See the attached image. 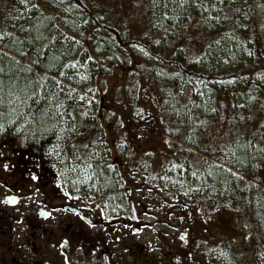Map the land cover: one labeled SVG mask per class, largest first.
I'll list each match as a JSON object with an SVG mask.
<instances>
[{"label":"rangeland","instance_id":"1","mask_svg":"<svg viewBox=\"0 0 264 264\" xmlns=\"http://www.w3.org/2000/svg\"><path fill=\"white\" fill-rule=\"evenodd\" d=\"M9 1L0 0V24L12 32L11 19L25 7ZM34 2L52 10L45 13L53 15L57 31L74 36L76 10H64L71 2L30 0L29 8ZM205 7L210 16L179 22L176 36L193 39L185 43L186 54L195 53L202 68L214 75L232 74L227 81L205 84V79L173 69L174 64L167 68L157 58L169 56L160 51L156 55L152 47H165L173 37L156 27L160 38L151 32V21H157L152 0H97L92 11L108 25L127 30L129 38L148 26L150 49L135 44L123 49L109 33L91 31L93 23L76 24L82 35L72 44L78 51L85 47L86 58L80 62L87 70H75L84 87L62 79L65 88L76 90L75 103L58 89L49 105L60 125L42 133L23 103L7 104L19 112L12 123L6 112L0 113V145L27 151L39 140L42 161L68 185L60 193L87 203L101 220L99 227L79 231L78 236L89 238V253L75 254L67 239L59 245L61 264H98V244L105 251L101 264H264V208L255 205L264 194V151L258 150L264 149V96L247 90L261 87L241 86L234 76L264 79V0H211ZM57 31L53 35L59 39ZM88 56L93 59L86 61ZM200 85L209 90L196 99L193 90ZM58 102L74 122L68 114H57ZM240 153L249 159L247 176L229 165L238 163ZM75 158L79 162L73 163ZM115 162L112 169L123 181L119 187L124 201L118 204L123 214L111 211L108 195L96 204L88 194L87 201L84 197L88 182L102 175L104 163ZM207 162L230 168L241 180H233L226 193L199 186L212 168ZM54 248L50 243L47 264L57 261Z\"/></svg>","mask_w":264,"mask_h":264},{"label":"trees","instance_id":"2","mask_svg":"<svg viewBox=\"0 0 264 264\" xmlns=\"http://www.w3.org/2000/svg\"><path fill=\"white\" fill-rule=\"evenodd\" d=\"M16 2V0H13ZM13 1H9L8 5L14 4ZM37 1V0H36ZM50 1V0H48ZM250 1V0H246ZM45 4L53 5V1L46 2L43 1ZM69 2L78 3L81 4L80 9H76L75 15L73 20L75 24L84 26V24L93 23L94 27H92L91 31L96 32H107L109 33L118 43V47H122L125 49L127 45L135 44L138 46H142L144 48L150 49L151 47V39H150V32L149 29L146 31V26L143 28V31H139V35L137 37H133V39L129 38L127 36V30L124 32L122 29L121 31L118 30L119 28L115 26H110L106 22H104L102 19H100L93 11V7L95 6L97 0H65V5ZM211 2V0H197V3H202L203 7H197L194 5H184L183 7H180L177 5H174L172 3L168 4L167 8L163 7V3L160 4L159 7H155V15L154 17H157L156 24L151 21V32H156V37H159V32L162 34L163 32H172V37L170 39L169 45L161 48H156L155 46L152 47L154 51H156V55H158V52L160 51L163 54H167L169 56V59L167 60L165 57L158 56L157 58H162L165 64L167 65V68H170L172 64L176 65V67H173V69L182 70L188 75L190 74L192 78H203L206 80L207 83H210L213 85L214 81H227V79L232 78V74H219L214 75L211 72H208L204 70L201 66V58H198L195 53L188 56L186 54V48L185 43L191 42L193 39L188 38L187 35L183 36L180 40L176 36V32L179 29L178 23L185 20V19H192L193 17L197 18H207L208 14L210 16L211 11L206 10V5H208ZM33 4L38 5V9H33L32 11H24V8H21L20 12L16 14V16L11 19V22L15 25L12 26L13 30L12 32L9 30L8 32L5 31L3 26L0 24V34L4 35L3 39H0V48L14 54V56L7 54L5 51L0 49V54L6 53V57L4 60V64L6 66H10L13 68V72L10 74V76H5V90L3 93L4 96V103L0 104V113L6 112L7 116L5 119H7L8 123H12L14 120L18 119L19 112L17 108L15 107H9L12 103H23L26 105L25 108L28 107L27 111L32 113V117L34 118L35 123L39 124L37 126L42 133L48 134L52 131L53 128L60 125V122L58 119L54 117V115L50 114V106L52 104V101L54 102L55 98H51L50 93L52 91L58 92V88H53L51 82H45L46 87L44 90L36 89L34 84L30 81H34L38 78L39 74H42L45 69L42 66L33 65V71L31 73L22 71L23 68L27 67L33 60L36 59V55L34 52L30 51V41L32 45L39 46L41 44H47L48 40H37L35 39L37 36H39L41 33L43 36L48 37L49 39L53 38V31L54 34H56L57 26L53 20L54 17L52 14H46L45 12L52 10L45 8L42 9L41 5H39L37 2H34ZM32 5V4H31ZM20 7V6H19ZM56 6L54 7V9ZM167 12L168 18H165L163 13ZM215 14V13H213ZM155 19V20H156ZM87 20V23H84V21ZM93 20V21H91ZM76 25V26H77ZM148 25V24H147ZM75 26V27H76ZM21 27L25 29L31 28V31H21ZM73 28L71 31L73 32L74 36L76 38L80 37L82 35L80 28ZM155 27L158 29L159 32H157ZM39 28V32L35 29ZM121 32L122 35L119 33ZM11 33L12 36L9 37L6 34ZM62 33V35H61ZM57 34L59 35V39L56 41V43L49 48H45V54L46 56L51 55H57L61 56L62 53L67 52V55L62 56V62L67 63L69 61H76V60H83L86 58V53L82 51L76 50V44H72L73 42L70 40H65V37H71L70 33L65 30H61L58 28ZM27 37V39H26ZM121 37V38H120ZM160 38V37H159ZM19 39L20 41H24L23 45L15 44L14 40ZM153 46V45H152ZM17 49H22L25 52H28V56H21L19 51ZM71 49V51H69ZM209 48L207 47V51ZM153 51V50H152ZM151 51V52H152ZM205 54V51H204ZM204 56V55H203ZM17 60L20 61L19 65H12L10 64L11 60ZM88 59H86L87 61ZM85 67V68H84ZM76 70V69H75ZM73 69H64V71L68 72L69 74H72L73 72H76ZM77 70L79 72H83L87 70V67L84 65L83 67H78ZM179 72V71H178ZM49 76H58V73L55 69H53L50 73H48ZM237 76L239 82L242 83L241 86L246 85L248 88H262V89H247V90H259L262 92L264 96V79H254L251 76L249 79L244 80L243 75H234ZM233 76V77H234ZM9 79H11L12 83H9ZM63 80L69 81L71 83H74L75 85H78L80 87H84L82 84V81L80 78H77L75 75H73V78L71 80H68L66 78H61ZM244 80L246 83H244ZM216 84V83H215ZM9 89L13 90L15 93H17L20 97L19 100H16L15 97H9L8 91ZM209 90V89H208ZM36 92V95H33V92ZM88 93V92H87ZM49 95V99H45V95ZM36 101L33 103V101ZM11 101V102H9ZM22 101V102H21ZM243 103V101H242ZM9 104V105H7ZM251 104V103H250ZM9 107V108H8ZM19 108V107H18ZM12 110V113L9 112ZM20 111V110H19ZM7 123V122H6ZM38 128L36 129L38 131ZM108 157V156H107ZM238 163H229L231 167L234 169L245 173L247 176V163L249 159H247L245 153H240L238 155ZM178 174L181 176V172ZM202 180L199 184V186H210L211 188H216L218 190H223L225 193L227 190H230L229 184L234 181H240L241 178L237 175L232 174L231 172L227 171L226 169L222 168L221 166L218 167V165H212V168H210L205 174L202 176ZM94 183L91 185H97L100 186V189L104 190L106 193L110 192L114 198H116L115 202L111 205V211L113 213H121L123 214L122 208L118 207V202L122 198L120 197L121 189L119 186H121V178L118 171L115 169L113 170L111 166L106 163L105 168L102 170V175L100 176L99 173L94 176L93 179ZM254 189V187H253ZM119 196V197H118ZM260 199V200H259ZM259 200L255 205L258 208L263 209L264 208V194L263 197L258 198ZM120 205V203H119Z\"/></svg>","mask_w":264,"mask_h":264},{"label":"flooded vegetation","instance_id":"3","mask_svg":"<svg viewBox=\"0 0 264 264\" xmlns=\"http://www.w3.org/2000/svg\"><path fill=\"white\" fill-rule=\"evenodd\" d=\"M69 153L74 158L71 150ZM76 162L79 161L75 158L73 163ZM61 179L50 164L42 161L39 141L35 140L34 149L27 151L0 145V264H47L50 243L55 245L56 252L52 251L57 261L54 264H61L63 261L58 260L63 257L57 250L65 239L72 242L75 254L89 253V238L78 236L79 231L86 226L99 227L101 220L87 203L60 193L61 186H68ZM93 183L92 179L90 184ZM98 187L89 186L84 191L86 201L87 194L94 199V204L101 199L105 201ZM56 191L59 196L54 195ZM9 198L14 200L8 202ZM100 248L98 244V264L105 259V251Z\"/></svg>","mask_w":264,"mask_h":264},{"label":"snow or ice","instance_id":"4","mask_svg":"<svg viewBox=\"0 0 264 264\" xmlns=\"http://www.w3.org/2000/svg\"><path fill=\"white\" fill-rule=\"evenodd\" d=\"M18 2L20 5H23L25 7V9H28L29 11H31V9H38V7H39L38 5L32 4L31 8H29L30 0H18ZM58 2H59V4H64L65 0H58ZM152 2H153V5L157 6V7H159L160 4L163 3L164 8H167L169 3H172L174 5L178 4V6H180V7H183L184 5H194L197 7H203V4L197 3V0H152ZM220 2L223 3V0H220ZM80 8H81V4L73 3V4H69L64 10L66 12H71L73 10L80 9ZM163 15L165 18H168L167 12L163 13ZM101 19H102V17H101ZM65 22L68 23L67 20ZM87 22H88L87 20L84 21V23H87ZM73 26L74 27L76 26L75 22H73ZM54 27H58V26H54ZM20 30L21 31H31L32 29L31 28L25 29V28L21 27ZM35 30L39 32V28H36ZM6 35L9 37L12 36L11 33H7ZM61 35H62V33H61ZM3 38H4V35L0 34V39H3ZM26 39H27V37H26ZM35 39H37V40H41V39L48 40V43L36 46V45H32L31 41L29 42L30 43V49L29 50L35 53L36 59L33 60L31 62V64H29L27 67L23 68L22 71L31 73L33 71L32 65L42 66L45 69V71L42 74H39L38 78L36 80L30 81L31 83L34 84L35 88L39 89V90H44L46 87L45 82L50 81L52 84V87L58 88L60 93H63L66 100L73 101V103H75L76 97H74L73 93H75L76 90L70 86L65 88L63 86V80L61 78H66L68 80H71L73 78V75L78 76L79 75L78 72H73L72 74H69L68 72L64 71V69L75 70L78 67L82 66L81 62L79 60L69 61L67 63L62 62V56L67 55L68 54L67 52L62 53L61 56H57V55L46 56L44 49L45 48L51 49V47L58 40V37L54 36L53 38L49 39L48 37L43 36V34L41 33ZM64 39L70 40L74 43H79V41L76 40L75 36L65 37ZM14 43L23 45L24 41H20L19 39H16V40H14ZM157 43H159V41H157ZM141 50L143 51V49H141ZM17 51H19L21 56L26 57L29 54L28 52H25L22 49H17ZM69 51H71V49H69ZM6 55H7L6 53L0 54V104L4 103V96H3L4 90H5V79H4V77L10 76V74L13 72L12 67L6 66L4 64V60H5ZM87 59L92 60L93 57L88 56ZM10 64L19 65L20 61L13 59L10 61ZM53 69H55L57 71L58 76H49L48 73H50ZM81 78L86 79L87 77L85 76V77H81ZM9 83H12L11 79H9ZM33 95H36L35 91L33 92ZM57 95H58V93L55 91H52L50 93L51 98H55ZM8 96L9 97H15L16 100L20 99L19 95L11 89H9V91H8ZM49 98H50L49 95L46 94L45 99H49ZM78 98H79V100L84 99L83 96H79ZM9 102H11V101H9ZM35 102L36 101L34 100L33 103H35ZM89 103H91V101H89ZM56 107L58 110V112H57L58 115L63 116L65 114H68V115H70V118L73 120V122L75 121V117L67 112V108H65L63 103L58 102L56 104ZM62 108L64 109V111H59V109H62ZM82 115H87V113H82ZM0 127H2V126H0ZM248 146H251L250 142H249ZM85 147H87V145H85ZM258 150L264 151V149H258ZM218 167H220V166L218 165ZM227 171L231 172V169L229 168V169H227ZM193 175H196V173H193ZM13 200H14V198H9L8 202H12Z\"/></svg>","mask_w":264,"mask_h":264},{"label":"water","instance_id":"5","mask_svg":"<svg viewBox=\"0 0 264 264\" xmlns=\"http://www.w3.org/2000/svg\"><path fill=\"white\" fill-rule=\"evenodd\" d=\"M70 209H72V210H77L76 208L74 209V208H71V207H70ZM43 216H46V213H44ZM139 230H140L139 228H136V229H135L136 232L139 231Z\"/></svg>","mask_w":264,"mask_h":264},{"label":"bare ground","instance_id":"6","mask_svg":"<svg viewBox=\"0 0 264 264\" xmlns=\"http://www.w3.org/2000/svg\"><path fill=\"white\" fill-rule=\"evenodd\" d=\"M190 149L194 150L193 148H190Z\"/></svg>","mask_w":264,"mask_h":264}]
</instances>
